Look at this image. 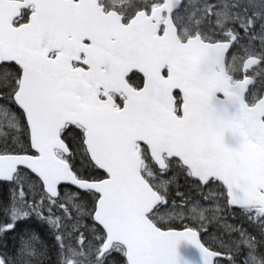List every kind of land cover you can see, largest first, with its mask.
Returning <instances> with one entry per match:
<instances>
[{"label": "snow or ice", "instance_id": "snow-or-ice-1", "mask_svg": "<svg viewBox=\"0 0 264 264\" xmlns=\"http://www.w3.org/2000/svg\"><path fill=\"white\" fill-rule=\"evenodd\" d=\"M0 264H264V0H0Z\"/></svg>", "mask_w": 264, "mask_h": 264}, {"label": "water", "instance_id": "water-1", "mask_svg": "<svg viewBox=\"0 0 264 264\" xmlns=\"http://www.w3.org/2000/svg\"><path fill=\"white\" fill-rule=\"evenodd\" d=\"M181 253L185 256H189L191 258H196L197 253L194 249H190L187 246L182 245L181 246Z\"/></svg>", "mask_w": 264, "mask_h": 264}, {"label": "flooded vegetation", "instance_id": "flooded-vegetation-1", "mask_svg": "<svg viewBox=\"0 0 264 264\" xmlns=\"http://www.w3.org/2000/svg\"><path fill=\"white\" fill-rule=\"evenodd\" d=\"M209 235L204 236V240L212 241L214 238L218 235V229L217 228H208Z\"/></svg>", "mask_w": 264, "mask_h": 264}, {"label": "rangeland", "instance_id": "rangeland-1", "mask_svg": "<svg viewBox=\"0 0 264 264\" xmlns=\"http://www.w3.org/2000/svg\"><path fill=\"white\" fill-rule=\"evenodd\" d=\"M202 211H203L205 217H210V216L213 215L215 209L214 208H207V209H202ZM205 222L207 223V221H205ZM207 226L208 227H216L217 228V226L214 223L213 224H208Z\"/></svg>", "mask_w": 264, "mask_h": 264}]
</instances>
